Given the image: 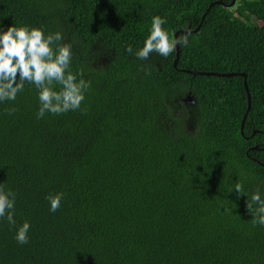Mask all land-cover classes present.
I'll use <instances>...</instances> for the list:
<instances>
[{
    "label": "trees",
    "instance_id": "obj_1",
    "mask_svg": "<svg viewBox=\"0 0 264 264\" xmlns=\"http://www.w3.org/2000/svg\"><path fill=\"white\" fill-rule=\"evenodd\" d=\"M231 2L0 0V29L59 31L91 81L81 109L59 115L37 119L28 83L0 102V184L16 193L0 264H264L246 206L247 193L264 198V0ZM156 15L170 36L191 31L177 66V50L135 56ZM187 70L245 72L251 108L241 74Z\"/></svg>",
    "mask_w": 264,
    "mask_h": 264
},
{
    "label": "clouds",
    "instance_id": "obj_2",
    "mask_svg": "<svg viewBox=\"0 0 264 264\" xmlns=\"http://www.w3.org/2000/svg\"><path fill=\"white\" fill-rule=\"evenodd\" d=\"M167 21L156 15L152 18L150 34L143 46L135 51V56L147 60L152 53L168 57L178 46L186 47L191 35L185 26L184 34L179 37L170 36L165 29ZM59 31L45 34L43 28L29 25L10 26L0 29V102L15 101L17 95L24 90L25 83L38 89L40 107L37 119L46 113L59 115L68 111L80 110L85 99V93L91 87V81L83 78V70L74 74L71 71L72 45L62 41ZM128 54H133V48H126ZM59 86V90H57ZM15 109H9L11 114ZM235 191L243 195L246 192L241 183H236ZM64 193L49 194L50 211L56 212L63 200ZM247 210L252 214L254 226H264V198L259 191L250 197L247 193ZM16 193L0 184V219H7L12 226L15 220ZM30 223L25 221L16 232V240L20 244L29 241Z\"/></svg>",
    "mask_w": 264,
    "mask_h": 264
},
{
    "label": "water",
    "instance_id": "obj_3",
    "mask_svg": "<svg viewBox=\"0 0 264 264\" xmlns=\"http://www.w3.org/2000/svg\"><path fill=\"white\" fill-rule=\"evenodd\" d=\"M216 3H221V1L213 2L211 4V6H213ZM235 3H236V0H232L230 6H234ZM204 16H205V14H204ZM204 16H203V18H204ZM199 29H200V26L196 29V31H199ZM179 33H182V31L179 30L178 32H176L175 33V37H178ZM179 52H180V50H179V46H178V48H177V58L175 59V62H174L175 66H177L178 61H179ZM187 71L188 72H193L194 74L218 75V76H232V75L241 74L245 78V87H246L247 94H248V111L251 108V93H250L249 85H248V82H247V74L245 72H240V73H238V72L220 73V72H215V71H201V72H199V71H191V70H187ZM189 98L191 99L190 96H189ZM248 111L245 113V115L243 117V120H242V133H244L243 127L245 125V121H246V118H247Z\"/></svg>",
    "mask_w": 264,
    "mask_h": 264
},
{
    "label": "flooded vegetation",
    "instance_id": "obj_4",
    "mask_svg": "<svg viewBox=\"0 0 264 264\" xmlns=\"http://www.w3.org/2000/svg\"><path fill=\"white\" fill-rule=\"evenodd\" d=\"M188 101H190L191 99H187Z\"/></svg>",
    "mask_w": 264,
    "mask_h": 264
}]
</instances>
